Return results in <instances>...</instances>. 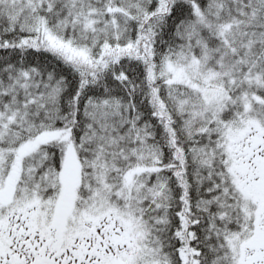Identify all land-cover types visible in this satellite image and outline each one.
I'll return each mask as SVG.
<instances>
[{
    "label": "snow or ice",
    "instance_id": "1",
    "mask_svg": "<svg viewBox=\"0 0 264 264\" xmlns=\"http://www.w3.org/2000/svg\"><path fill=\"white\" fill-rule=\"evenodd\" d=\"M0 264H264V0H0Z\"/></svg>",
    "mask_w": 264,
    "mask_h": 264
}]
</instances>
